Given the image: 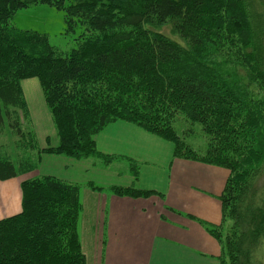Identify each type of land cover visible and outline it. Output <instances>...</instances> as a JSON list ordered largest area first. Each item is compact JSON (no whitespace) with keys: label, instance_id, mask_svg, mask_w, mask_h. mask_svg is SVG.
Segmentation results:
<instances>
[{"label":"trees","instance_id":"16d2710c","mask_svg":"<svg viewBox=\"0 0 264 264\" xmlns=\"http://www.w3.org/2000/svg\"><path fill=\"white\" fill-rule=\"evenodd\" d=\"M33 5L62 10L67 32L81 29L74 49L62 53L46 34L10 25ZM167 22L183 45L146 30ZM233 57L245 78L228 73ZM30 78L40 84L55 147L39 149L32 128L18 121L19 110L27 116L20 84ZM252 91L264 92V25L247 0H0V135L7 125L16 153L12 162L10 147H0V181L33 171L43 154L104 157L95 135L114 121L134 124L171 142L175 157L229 171L221 224L210 230L221 264H264V103L262 111ZM178 115L200 126L203 151L183 143ZM20 189L21 212L0 220V264H85L80 186L42 176Z\"/></svg>","mask_w":264,"mask_h":264},{"label":"crops","instance_id":"0c3cea01","mask_svg":"<svg viewBox=\"0 0 264 264\" xmlns=\"http://www.w3.org/2000/svg\"><path fill=\"white\" fill-rule=\"evenodd\" d=\"M20 86L37 144L42 137L55 147L38 80L26 79ZM94 141L106 158L78 161L43 154L31 173L0 181V220L21 212L22 182L49 176L80 186L77 232L85 264H221L220 244L210 230L221 224L227 169L175 157L171 142L123 121L105 126ZM9 154L14 162L16 153ZM113 187L154 194L119 196Z\"/></svg>","mask_w":264,"mask_h":264},{"label":"rangeland","instance_id":"374dc122","mask_svg":"<svg viewBox=\"0 0 264 264\" xmlns=\"http://www.w3.org/2000/svg\"><path fill=\"white\" fill-rule=\"evenodd\" d=\"M247 4L250 11L253 12L256 17H260V21L264 25V0H247ZM10 25L20 30H30L46 34L49 44L62 53L70 52L76 47L77 39L81 33L80 28H76L73 33L67 32V27L64 22V12L48 5H33L29 6L26 9L17 11L12 17ZM146 30L150 33H159L165 35L179 42L178 38L172 31V25L170 22L162 25L146 26ZM233 61L235 63L234 67H231V69L226 68L228 70V73L245 78V72L243 69L237 66L235 57H233ZM250 95L253 97V102H255L254 104L256 105V102L258 101V106H260V108L262 109V105L264 103V92L252 91ZM26 111L27 116H25L24 118V111H18V121L20 122V125L22 127L28 129L32 126L29 123L27 107ZM32 123H34V120L32 121ZM173 126L177 134L182 138L183 143L190 147V149H193L195 151H203L205 149L206 137L201 131V128L198 124H192L184 116L178 115L175 118ZM5 128L6 134L0 136V145L3 144V146H9L10 151L13 152V144L10 142L9 137L8 139L5 138V135L9 136L8 126L5 125ZM53 137L55 138V135ZM38 142L39 149L41 146L44 148H48L45 142H43L42 137ZM259 185H264V171H262V177L258 181V186Z\"/></svg>","mask_w":264,"mask_h":264}]
</instances>
